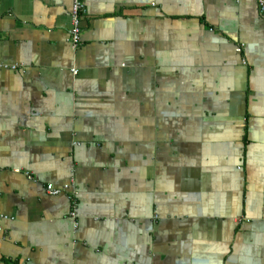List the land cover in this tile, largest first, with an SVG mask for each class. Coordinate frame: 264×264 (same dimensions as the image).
Listing matches in <instances>:
<instances>
[{
	"label": "crops",
	"instance_id": "crops-1",
	"mask_svg": "<svg viewBox=\"0 0 264 264\" xmlns=\"http://www.w3.org/2000/svg\"><path fill=\"white\" fill-rule=\"evenodd\" d=\"M84 3L0 0V264H264L257 0Z\"/></svg>",
	"mask_w": 264,
	"mask_h": 264
},
{
	"label": "built area",
	"instance_id": "built-area-1",
	"mask_svg": "<svg viewBox=\"0 0 264 264\" xmlns=\"http://www.w3.org/2000/svg\"><path fill=\"white\" fill-rule=\"evenodd\" d=\"M71 28L69 30V39L71 42V45L74 49H77L82 41V33H83V26H82V19L84 15L86 14V5L84 3V0H71ZM258 8L259 10L264 13V0H257ZM238 50L240 51L241 48L239 47ZM16 66H13L15 68ZM73 73H77L78 70L73 68ZM27 174L31 176L29 172ZM66 188L68 185L65 186ZM47 190L53 194H59L62 192L61 188L55 187L53 184L47 185ZM71 215L75 218L76 217V211L73 210L71 212Z\"/></svg>",
	"mask_w": 264,
	"mask_h": 264
}]
</instances>
